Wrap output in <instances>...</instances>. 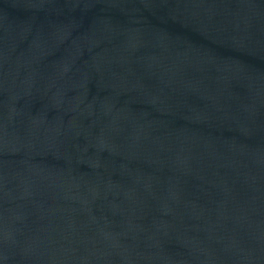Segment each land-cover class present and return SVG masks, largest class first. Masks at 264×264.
<instances>
[{"label": "water", "instance_id": "1", "mask_svg": "<svg viewBox=\"0 0 264 264\" xmlns=\"http://www.w3.org/2000/svg\"><path fill=\"white\" fill-rule=\"evenodd\" d=\"M0 264H264V0H0Z\"/></svg>", "mask_w": 264, "mask_h": 264}]
</instances>
